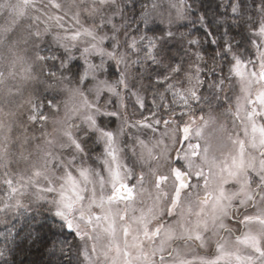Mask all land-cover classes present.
Segmentation results:
<instances>
[{
    "label": "snow or ice",
    "instance_id": "obj_1",
    "mask_svg": "<svg viewBox=\"0 0 264 264\" xmlns=\"http://www.w3.org/2000/svg\"><path fill=\"white\" fill-rule=\"evenodd\" d=\"M0 227V264H264V0H0Z\"/></svg>",
    "mask_w": 264,
    "mask_h": 264
},
{
    "label": "trees",
    "instance_id": "obj_2",
    "mask_svg": "<svg viewBox=\"0 0 264 264\" xmlns=\"http://www.w3.org/2000/svg\"><path fill=\"white\" fill-rule=\"evenodd\" d=\"M207 2L211 3L212 0H207ZM0 230H2V227H0ZM46 260V255H43L42 252L34 251L31 255L25 258V264H45Z\"/></svg>",
    "mask_w": 264,
    "mask_h": 264
}]
</instances>
